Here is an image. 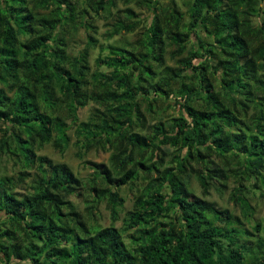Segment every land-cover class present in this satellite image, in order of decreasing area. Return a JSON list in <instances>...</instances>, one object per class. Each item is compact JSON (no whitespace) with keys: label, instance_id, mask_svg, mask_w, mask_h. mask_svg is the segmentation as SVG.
Wrapping results in <instances>:
<instances>
[{"label":"trees","instance_id":"1","mask_svg":"<svg viewBox=\"0 0 264 264\" xmlns=\"http://www.w3.org/2000/svg\"><path fill=\"white\" fill-rule=\"evenodd\" d=\"M119 1L125 20L109 25L102 44L142 20L144 32L109 45L96 60L109 71L92 73L101 44L93 22ZM186 5L0 0V156L39 165L23 192L27 174L19 183L0 174V264H264L253 204L264 188V0ZM80 32L86 43L72 54ZM73 127L81 160L110 153L108 164L85 162V179L36 153L49 144L66 151ZM193 182L204 196L233 183L240 215L195 196ZM124 188L134 204L117 228Z\"/></svg>","mask_w":264,"mask_h":264},{"label":"rangeland","instance_id":"2","mask_svg":"<svg viewBox=\"0 0 264 264\" xmlns=\"http://www.w3.org/2000/svg\"><path fill=\"white\" fill-rule=\"evenodd\" d=\"M175 1L179 10H181L182 12L187 11L186 0ZM126 7V5L119 1L118 7L111 10V15L103 16L93 22V24H95L96 26V30H91V33L101 41V46L99 45L98 48L93 50L90 56L89 62L92 73L109 71L105 67H97L96 65L97 58L109 55V50L107 49L109 45H124L125 43L132 44L141 38L142 33L144 32L143 27L141 28V26H144L145 24L144 20H142L141 26L134 33L120 35L119 37L114 38L110 42L102 44L106 42L104 35L110 29L109 25L119 20V18L125 20L124 10ZM131 7L136 11L137 14H143L145 12V7L138 8L136 4H132ZM75 39L76 45L72 46V54H76L78 50L82 49V47L86 43L85 34H82V32H80ZM168 49L173 51L175 47H171ZM169 54L166 55L167 64L174 65V62L169 61ZM94 107L95 106L90 105L84 109L79 110V121H87L91 116ZM143 107H145V103H143ZM161 108L165 109V106L162 104L157 105V111L159 109L161 110ZM166 112L163 114V116L165 118H168L167 115H171L173 113V109H170ZM149 119L151 120V118ZM1 127L2 126L0 124V129ZM75 129L76 127H73V129H71L69 132L71 136V142L69 148L66 151L62 152L61 150L53 146V144H49L42 149H38L36 153L38 154V156H44L49 160H52L56 164H67L79 178L85 179L93 174V170L85 162L108 164L110 153L103 152L102 150H92L86 155L83 160H81L78 157L79 148L76 145ZM38 166V164H34L31 167H27L23 159L19 160L16 158L8 157L6 155L0 156V174L12 177L14 179V182L16 183H19L21 174H27L23 177L26 178V181L24 183H19L20 192H23L25 188L32 187V185L34 184V177L38 172ZM233 187V183H231L228 188L215 187L211 190V193L208 196L203 195L202 189L197 182H193L191 189L195 196L205 199L206 201L216 205L220 209H229L236 215H240V209L235 206L233 202L230 201V194L232 192ZM261 193L263 195H261ZM121 195L126 199V203L120 212V220L115 225L117 228L122 227L123 219L126 217L127 213L132 210L134 204V191L130 190L129 188H124L121 192ZM253 204H255L257 208V212L254 218L257 222L261 223V232L264 233V188L261 189V191L257 192V198L255 201H253ZM83 207L84 205L81 204V208ZM99 223L105 227L110 226L112 223L110 212L106 210L105 205H102L101 207V217ZM124 240L128 246H132L131 240L127 235L124 236Z\"/></svg>","mask_w":264,"mask_h":264}]
</instances>
